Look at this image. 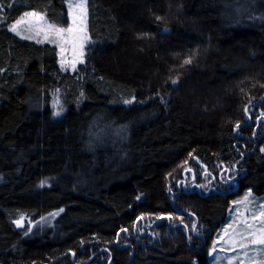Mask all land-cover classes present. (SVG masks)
Returning a JSON list of instances; mask_svg holds the SVG:
<instances>
[{
    "label": "trees",
    "instance_id": "16d2710c",
    "mask_svg": "<svg viewBox=\"0 0 264 264\" xmlns=\"http://www.w3.org/2000/svg\"><path fill=\"white\" fill-rule=\"evenodd\" d=\"M66 1L0 0V264H210L229 203L264 196V0H86L72 72L8 28ZM203 167L208 192L176 182Z\"/></svg>",
    "mask_w": 264,
    "mask_h": 264
},
{
    "label": "rangeland",
    "instance_id": "374dc122",
    "mask_svg": "<svg viewBox=\"0 0 264 264\" xmlns=\"http://www.w3.org/2000/svg\"><path fill=\"white\" fill-rule=\"evenodd\" d=\"M82 0H67L68 22L66 26L57 25L49 21L46 15L35 10H27L15 21L9 23L11 30L15 25L17 35L39 43H49L57 48V63L62 71H74L78 64L84 61V54L91 39L87 32L86 13L76 7ZM2 6L0 5V22H2ZM25 13H35V16H26ZM19 21V23H17ZM12 31V30H11ZM13 32V31H12ZM52 118L60 119L65 113V106L61 92L56 90L51 95ZM258 102L248 104L258 106ZM221 186L234 182L232 176L238 174L233 170L217 165ZM188 168L185 179L177 183L183 190L193 189L198 192H208L212 179L209 170L200 169V174H191ZM236 174V175H235ZM196 180V181H195ZM222 191L228 190L220 187ZM57 212H60L58 210ZM57 212H50L43 216L36 224L44 227L51 224ZM19 221V223H17ZM16 221L18 226L32 223L24 216ZM35 224V225H36ZM264 239V196H255L250 189L229 203L227 217L216 232L208 250L210 264H264V244H253L251 241ZM196 264V263H194Z\"/></svg>",
    "mask_w": 264,
    "mask_h": 264
},
{
    "label": "snow or ice",
    "instance_id": "6c2138e0",
    "mask_svg": "<svg viewBox=\"0 0 264 264\" xmlns=\"http://www.w3.org/2000/svg\"><path fill=\"white\" fill-rule=\"evenodd\" d=\"M9 6H11V5H9ZM76 7L80 8V9H82L84 12H86V0H82V2H81L80 4L76 5ZM25 15H26V16H35L36 14H35V13H25ZM17 23H19V21H18ZM11 30H12L13 32L17 31L16 26L13 25L12 28H11ZM25 38H29V39H30L31 37H25ZM185 63H186V64H187V63H191V58L185 60ZM173 83L175 84L176 81L173 80ZM125 103H126V104H130V103H132V101H125ZM61 211H62V210H61ZM17 223H19V221H17ZM125 231H126V230H125ZM251 243H253V244H256V243L264 244V239H260V240H258V241H257V240H253V241H251Z\"/></svg>",
    "mask_w": 264,
    "mask_h": 264
}]
</instances>
